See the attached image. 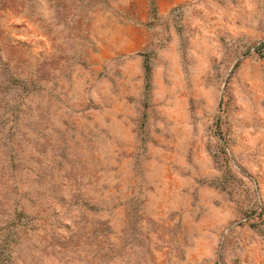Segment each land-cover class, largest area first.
I'll use <instances>...</instances> for the list:
<instances>
[{
    "label": "rangeland",
    "instance_id": "rangeland-1",
    "mask_svg": "<svg viewBox=\"0 0 264 264\" xmlns=\"http://www.w3.org/2000/svg\"><path fill=\"white\" fill-rule=\"evenodd\" d=\"M261 42L264 0H0V264H264Z\"/></svg>",
    "mask_w": 264,
    "mask_h": 264
},
{
    "label": "trees",
    "instance_id": "trees-1",
    "mask_svg": "<svg viewBox=\"0 0 264 264\" xmlns=\"http://www.w3.org/2000/svg\"><path fill=\"white\" fill-rule=\"evenodd\" d=\"M257 50L258 52L262 53L264 55V42H261L258 46H257ZM145 70H146V74L148 75L150 72V65L149 64H145Z\"/></svg>",
    "mask_w": 264,
    "mask_h": 264
}]
</instances>
